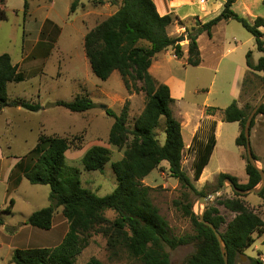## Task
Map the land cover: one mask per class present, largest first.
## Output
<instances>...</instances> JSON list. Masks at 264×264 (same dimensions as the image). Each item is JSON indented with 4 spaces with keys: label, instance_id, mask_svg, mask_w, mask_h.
I'll use <instances>...</instances> for the list:
<instances>
[{
    "label": "rangeland",
    "instance_id": "1",
    "mask_svg": "<svg viewBox=\"0 0 264 264\" xmlns=\"http://www.w3.org/2000/svg\"><path fill=\"white\" fill-rule=\"evenodd\" d=\"M3 1V3L0 1V9L3 5L6 18L0 20V55L7 54L11 61L15 62L23 49L24 52L28 51L35 40L34 37L39 26L45 22L44 8L48 3L44 0L30 3L28 13L24 17L22 13L23 0ZM38 4L43 6L42 9H37L36 5ZM117 8L118 6H111L107 3L95 5L92 0H80L75 10L67 17L63 2L59 0L56 6L58 21L56 25L59 29L57 34H51L50 38L46 39L52 42V44L50 42L52 49L49 50L48 55L43 56L38 70L32 74L29 72L19 74L22 80L18 83L7 84L6 87L9 100L37 103L41 110L29 112L22 109V113L15 116L13 108L6 107L4 113L0 114V151L4 157H16L19 158V162H26L29 158L34 160L29 152L36 146L40 135L68 138L71 146L65 154V165L79 169L82 188L89 190L97 197L109 195L115 189L116 182L110 164L120 160L123 154V149L119 150L107 143L108 132L113 120L105 114V111L111 110L114 114L119 115L126 106V125L128 129H132L134 120L145 106L144 95L127 92L118 73L113 72L105 81L97 79L92 74L83 52L82 37L86 31L89 32L104 21ZM178 21L183 22V25H179ZM194 24H196L194 18L185 21L176 18L172 25L166 29L167 35L175 39V44L182 48L183 57L181 59H176L170 48L158 54L160 58H163L162 64L167 72H162V76L167 74L172 79L169 89L171 97L175 100L170 105L173 118L181 126H185V120L177 111L180 105L185 112L192 114L190 126L184 127L182 131L183 140L186 143H184L181 161L182 171L188 178L190 187H182L176 179L171 178L165 162L141 181L143 186L151 189V201L167 223L168 236L175 239L186 238L188 241V243L173 249L164 247L170 264H185L186 260L195 252L193 239L197 234L190 218L185 213V207L189 206L197 217L204 209L205 211L209 208L214 209L225 223H228L233 219L234 214L227 211L221 203L224 200L232 199L234 192L227 183H225V189L206 204L198 203V201L221 188L224 180L221 183L218 181L219 174L235 177L241 185L247 182L245 175L246 153L243 148L236 147L234 143L239 132L238 124L223 122L218 135L211 128L208 130V134L199 138L200 140L195 137V141H189L188 133L196 122L194 116L197 110L201 109L205 113V108L211 107L222 111L232 102L237 105L240 100L245 101L244 98L249 96L250 98L246 100L245 104L252 108L264 94L262 79L251 75L244 76V79L247 78L245 83L244 79L241 80V76L234 79V75L231 76V68L233 70L234 67L232 65L229 67L230 71L226 68L227 75H217L210 93H206L213 73L208 69L185 65L188 45L185 28H191ZM220 24L213 28V39L223 40L225 45L230 47L239 44L240 49L244 51L242 54L235 52L226 57L233 61V65L236 61H240L239 64L245 68V55L249 51L255 62L264 57L263 53L256 51L254 39L241 25L230 21L224 30H221L224 24ZM182 38L184 39L182 40ZM171 56H174L175 59H172ZM206 63L205 68H208L207 66L213 62L208 59ZM180 84H182L183 100L178 105L176 98L181 87ZM233 89L236 94L240 90L238 99L232 97ZM77 96L87 97L95 107L84 113H72L54 105L56 102H72ZM204 102L205 104H203ZM218 114L219 112H216L214 115ZM153 133L158 143L164 144L163 118L159 120ZM211 134L215 138L216 145L208 165L202 171L200 178L194 181L192 175L194 149L198 142L206 143ZM249 145L253 155L261 160L264 157V115L255 117L254 126L249 134ZM92 146L105 147L110 152L109 162L101 172H85L82 169L83 152ZM256 165L263 170L260 162H256ZM49 193V187L30 185L26 180L23 181L16 193H8L5 183L0 182V264L4 258H9L15 249L54 247L60 242L68 227L60 208L55 211L53 228L48 231L24 225L29 215L49 206ZM12 198L16 202L7 213L4 209L9 206ZM241 199L247 208L264 222V193L247 194ZM105 217L112 221L115 214L107 211ZM224 228L223 225L220 231H223ZM9 236H12L13 239L8 240ZM253 238L255 239L254 244L237 257L235 264H249L250 259H259L264 263V245L262 244L264 237H258L255 233ZM91 257H95L103 264H141L120 247L113 255L111 251L107 250L106 240L100 234L92 235L88 247L77 258L76 264H84Z\"/></svg>",
    "mask_w": 264,
    "mask_h": 264
},
{
    "label": "trees",
    "instance_id": "2",
    "mask_svg": "<svg viewBox=\"0 0 264 264\" xmlns=\"http://www.w3.org/2000/svg\"><path fill=\"white\" fill-rule=\"evenodd\" d=\"M32 1L35 0H23L24 17ZM79 1L72 0L69 13L75 10ZM224 1L218 16L203 24L194 18L196 24L191 28H185L188 41L185 65L190 67L200 65L198 36L206 34L210 37L216 25L227 21L241 25L254 39L256 51L264 54V34L259 31V28L264 26L263 19L257 17L253 23H249L232 11L231 8L236 0ZM92 2L95 5L107 3L118 6L112 15L83 37V52L92 74L97 79L105 81L113 72L118 73L127 92L144 95L145 106L134 120L132 129H128L126 125V106L119 115L111 110L105 111V114L113 120L107 143L119 150L123 149V154L120 160L110 164L116 187L104 197H97L82 188L79 179L80 170L65 165V154L71 146L68 138L55 135L38 137L36 146L29 152L34 162L23 176L30 185L49 187V206L29 215L25 225L48 231L51 229L55 211L60 208L68 227L57 246L15 250L10 259L11 264H76L77 258L88 247L93 234L102 235L106 240L107 250L113 255L120 247L141 264H170L164 247L173 249L188 243L186 238L175 239L168 236L167 223L151 201V189L141 183L165 162L170 177L176 179L182 187H190L189 180L181 168L185 141L179 122L172 116L170 105L173 99L169 88L149 74L152 59L156 54L170 48L176 59L183 57L182 48L166 33V29L172 25L174 19L170 15L160 16L151 0H92ZM262 3L264 5V0ZM5 18L4 11L0 10V20ZM178 23L183 25V22L178 21ZM245 65L246 75L259 77L264 86V57L254 62L249 51L245 55ZM21 80L10 57L7 54L0 55V110L6 107H19L29 112L41 110L37 103L8 99L7 84L18 83ZM246 81L247 78L244 79V83ZM54 105L72 113H84L95 107L85 96H77L69 103L56 102ZM252 108L246 104L238 108L236 103L232 102L222 111L211 107L205 108L204 114L213 116L219 112L223 122L237 123L239 134L234 143L236 147L244 149L243 128ZM262 115H264V104L254 116L250 131L254 126L255 117ZM161 118L164 119L165 133L162 145L158 143L153 133ZM195 139L194 137L192 142ZM214 147L213 134L208 137L206 143H197L192 161L194 181L200 178L202 171L208 165ZM253 158L262 164L264 172V157L258 160L253 155ZM109 159L110 152L107 148L92 146L81 158L82 169L85 172H101ZM245 175L247 182L244 185L227 174H219L218 181L221 183L229 179L238 190L253 189L261 183L256 168L252 167L247 159ZM263 193L264 189L261 191V194ZM241 197L234 192L232 199L221 203L227 211L234 214L233 219L228 223H225L217 211L211 208L203 215L204 220L212 224L220 233L228 264H235L237 257L254 244L253 234L264 237V222L247 208ZM12 203L10 200L7 212ZM185 210L197 234L193 239L195 252L185 264H224L213 232L200 223L189 206L185 207ZM107 211L115 214L112 221L105 217ZM223 225L225 228L220 231ZM262 244L264 245V238ZM84 264L103 263L91 257ZM249 264L264 263L259 259H250Z\"/></svg>",
    "mask_w": 264,
    "mask_h": 264
},
{
    "label": "crops",
    "instance_id": "3",
    "mask_svg": "<svg viewBox=\"0 0 264 264\" xmlns=\"http://www.w3.org/2000/svg\"><path fill=\"white\" fill-rule=\"evenodd\" d=\"M0 1L2 3L4 2L3 0H0ZM35 1H38V0H35ZM35 1H32V2H35ZM44 1L48 3V5H46V7L44 8L45 9V22L39 26V29L34 37L35 40L30 45L29 50L24 52V49H23L20 57L15 62L11 61L12 65L16 66L17 73L20 75L21 73H24V72H29V74H32L35 70H38L40 68V61L44 58L43 56L48 55L49 50L52 49V46H51L52 42L50 41L51 42L50 44V42L46 39H49L50 38L49 35L51 34L52 35L57 34L58 29H59L57 28V25H56V23H58L57 16H56V6L59 0H44ZM60 1L63 2V8L65 11V15L68 17L70 14L69 8H70V4L72 0H60ZM151 1L154 3L155 8L160 16L170 15L173 19L177 18L180 21H185L190 18H196L202 24L218 16L220 12L222 11L223 4L225 2L224 0H151ZM36 7L37 9H42L43 6L38 4L36 5ZM22 8H23V5H22ZM231 9L234 13L244 18L249 23H253V21L257 17L262 18L264 22V5L262 3V0H236V2L233 4ZM0 10H4L3 5ZM229 22L230 21L220 22L222 23V24L219 23L220 25L224 24L221 30H224L225 26L228 25ZM259 31L264 34V26L260 27ZM87 32L88 31H86V33ZM85 34L83 35V37L85 36ZM83 37H82V43H83ZM197 44H198V49L200 52L201 62H200V65L196 68H202L205 70L208 69L209 71L213 73L206 93H210L212 89L213 81L217 77V75H220V74L227 75L226 73L230 71L229 67H231V65L234 66L233 70L231 68V71H232L231 76L234 75V79H237L238 76L239 77L241 76L242 78L241 80L244 79V76L247 74L246 65H245V68L242 67L239 64L240 61H236L235 65H233L234 63L232 60L226 59L227 56L232 55L235 52H239V54H242L244 52L240 49L241 46L239 44L230 47V46L225 45L223 40L222 41L214 40L213 30H212L210 37H208L206 34L199 35L197 38ZM158 54L155 55L154 58L152 59L151 66L149 68V74L156 81H158L161 84L166 85L169 88V85L171 84L172 79L167 74L162 76V72H165V73L167 72L164 68V65L162 64L164 60L162 57L160 58ZM171 58L175 59L174 56H171ZM208 59L211 60L213 63L209 65L210 67L207 66L208 68H205V65L207 64L206 62L208 61ZM252 60H253V57H252ZM226 68H228V71ZM35 76H32V77H35ZM258 76H261V74H258ZM32 77H29V78H32ZM180 85L181 87H180L179 92L177 93V98H176L178 105H180L179 103L183 100L182 95H181L182 84ZM239 95H240V90L238 94H236L234 93V89H233L232 97L234 99L237 97L238 99ZM170 96L172 95L170 94ZM249 98L250 96L247 98H244L245 101L240 100V102L237 104L238 108H242L245 105L246 100ZM205 102L203 104H205ZM203 104L202 106L204 107ZM21 110L22 109L19 107L12 109L13 114L15 116H18L19 114H21L22 113ZM182 110L184 109L180 105L177 111H178V114L182 116L183 119L185 120L184 127L190 126L192 114L185 112V110L184 112H182ZM4 111H5L4 108L1 109L0 114L4 113ZM194 117H195L196 122L192 126L190 133H188L189 141H192L194 137H197L198 139L200 137H204V135L209 133L208 130H211V128L214 129V132L217 135L221 132L223 121H222V116L220 113L218 115L207 116L203 113V110L198 109ZM184 127L181 126L182 131ZM18 160L19 158H16V157H4L0 151V175H1L0 182L5 183V189L8 193L9 192L16 193L18 189H20L23 181H25L24 176H23L24 170L26 171L27 169H29L34 162V160H32L31 158L26 160V162H19ZM11 200L13 203H12V206H10V209L14 206L16 202L15 199L13 198ZM8 207H6L4 210L6 211ZM52 223H53V220H52ZM65 223L67 225V222ZM2 226H4L3 223H2ZM52 228H53V225L51 226V229ZM65 233L62 235L63 237ZM63 237L61 238V240L63 239ZM9 239L12 240L13 239L12 236H9L8 240ZM41 248H52V247H41ZM15 250H24V249H15ZM11 256L12 254L10 255L9 258H4L2 261V264H11L10 263Z\"/></svg>",
    "mask_w": 264,
    "mask_h": 264
},
{
    "label": "water",
    "instance_id": "4",
    "mask_svg": "<svg viewBox=\"0 0 264 264\" xmlns=\"http://www.w3.org/2000/svg\"><path fill=\"white\" fill-rule=\"evenodd\" d=\"M184 38H182L183 40ZM264 104V94L257 100V102L255 103V105L253 106L252 110L250 111V113L248 114L247 118H246V121H245V124H244V128H243V135H244V139H245V153H246V158H247V162L254 168H256L260 178H261V183L259 185L258 188H253V189H247V190H238L235 188V186L231 183V181L229 179H225L221 188L218 189L217 191L211 193L209 196L205 197V198H200L198 203H204L206 204L208 201H210L211 198H215L217 197V195L225 189V183H227L230 188L233 190V192L241 195V196H244V195H247V194H259L262 189L264 188V172L259 169L256 165V161L254 160L253 158V155H252V152H251V149H250V145H249V132H250V125H251V122L254 118V116L256 115L258 109ZM104 108V107H102ZM204 212H205V209L198 215L199 217V221L202 225L206 226L207 228H209L214 236H215V239L218 243V247H219V250H220V253L222 255V259H223V263L224 264H228L227 262V256H226V251H225V246H224V242L220 236V233L213 227L212 224L206 222L203 218V215H204Z\"/></svg>",
    "mask_w": 264,
    "mask_h": 264
}]
</instances>
